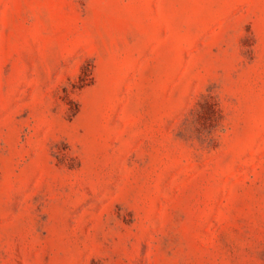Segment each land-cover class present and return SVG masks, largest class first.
<instances>
[{"label":"rangeland","instance_id":"rangeland-1","mask_svg":"<svg viewBox=\"0 0 264 264\" xmlns=\"http://www.w3.org/2000/svg\"><path fill=\"white\" fill-rule=\"evenodd\" d=\"M0 264H264V0H0Z\"/></svg>","mask_w":264,"mask_h":264}]
</instances>
